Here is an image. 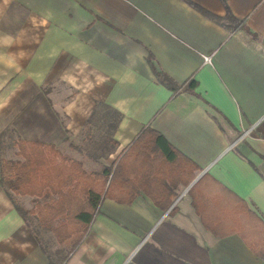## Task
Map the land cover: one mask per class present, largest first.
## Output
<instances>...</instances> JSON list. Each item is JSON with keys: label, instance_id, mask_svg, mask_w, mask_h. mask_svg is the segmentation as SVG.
<instances>
[{"label": "crops", "instance_id": "crops-1", "mask_svg": "<svg viewBox=\"0 0 264 264\" xmlns=\"http://www.w3.org/2000/svg\"><path fill=\"white\" fill-rule=\"evenodd\" d=\"M193 5L216 18L228 9L238 25ZM149 58L196 85L167 89ZM146 127L199 167L167 210L143 193L129 205L103 199L63 251L0 184V264H264L238 234L208 230L188 193L207 177L198 197L218 232L238 207L224 190L264 223V0H0V155L17 160L19 138L96 173Z\"/></svg>", "mask_w": 264, "mask_h": 264}, {"label": "trees", "instance_id": "trees-1", "mask_svg": "<svg viewBox=\"0 0 264 264\" xmlns=\"http://www.w3.org/2000/svg\"><path fill=\"white\" fill-rule=\"evenodd\" d=\"M194 7L214 21L224 23L229 31L238 25L228 9L224 17L216 18L198 6ZM247 34L257 39L253 34ZM149 64L158 83L173 92L183 91L186 85H196L193 78L186 85H178L157 71L151 58ZM9 134L11 139L15 133L10 131ZM14 147L17 160H6L0 155L1 189L25 223H29V216L35 217L38 226L49 231L58 245L70 244V251L80 243L103 199L129 205L143 193L155 207L165 211L179 188L188 186L199 170L195 163L150 127L141 130L115 165L90 174L86 173L81 162L66 157L53 145L29 143L17 138ZM206 180L207 177L203 176L188 191L203 225L216 236L238 234L258 259H264V223L242 200L217 183L238 203V207L229 215L230 230L218 232L208 223L202 196L198 197L199 188ZM19 196L33 198L32 209L19 206L15 202ZM173 213L174 209L170 214Z\"/></svg>", "mask_w": 264, "mask_h": 264}, {"label": "rangeland", "instance_id": "rangeland-1", "mask_svg": "<svg viewBox=\"0 0 264 264\" xmlns=\"http://www.w3.org/2000/svg\"><path fill=\"white\" fill-rule=\"evenodd\" d=\"M1 157L3 158V159H6V160H8V158H6L4 155H3V153L1 152ZM10 160V159H9ZM20 197V196H19ZM19 197H16V198H19ZM15 198V199H16ZM20 198H26L25 200H32V201H29V203L31 204L30 206H32L33 207V198H31V197H28V196H25V197H20ZM29 198V199H28ZM21 200H23V199H20V201H16V203L19 205V206H21V207H23L25 210H30V209H32V207L30 208V209H26V207H24V206H26L27 205V202H24V201H21ZM32 202V203H31ZM24 205V206H23ZM32 219H34L35 220V217H33V216H29V223H31V221L30 220H32ZM36 221V220H35ZM34 221V222H35ZM36 224H37V222H35ZM38 225V224H37ZM47 232H49V231H47ZM48 234H50V233H48ZM58 245V244H57ZM57 248L58 249H60V248H63V251H66L65 249L67 248V249H69L70 248V245L68 244L67 246H62V247H60L59 245L57 246Z\"/></svg>", "mask_w": 264, "mask_h": 264}, {"label": "built area", "instance_id": "built-area-1", "mask_svg": "<svg viewBox=\"0 0 264 264\" xmlns=\"http://www.w3.org/2000/svg\"><path fill=\"white\" fill-rule=\"evenodd\" d=\"M204 62L205 63H209L210 62V58L209 57H204Z\"/></svg>", "mask_w": 264, "mask_h": 264}]
</instances>
